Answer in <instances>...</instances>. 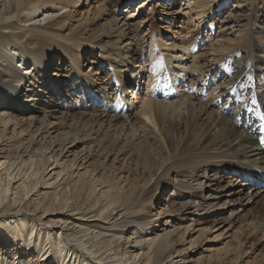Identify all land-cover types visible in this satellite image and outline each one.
<instances>
[{
  "label": "bare ground",
  "instance_id": "bare-ground-1",
  "mask_svg": "<svg viewBox=\"0 0 264 264\" xmlns=\"http://www.w3.org/2000/svg\"><path fill=\"white\" fill-rule=\"evenodd\" d=\"M116 1L121 0H12L0 19V213L14 215L8 218L10 220L0 219V240L6 244L13 242L8 246L12 248L9 252L13 258L29 251L20 247L27 245L29 249L32 239L36 241L37 225L30 223V217L23 214V207L16 206V199L12 200L8 193L20 191L24 198L43 185V194L50 201L67 197L65 216L59 221L68 227L67 237L72 243L86 251L97 264H116L105 262L100 249L93 250L96 240L108 237L103 221L113 219L115 212L121 219L117 231L131 225H135L136 231L155 228L160 231L148 234L144 240H138V236L133 242L139 247L147 246V258L142 261L140 257V264H175L174 238L181 229L176 223H182L186 211L194 205L193 200L200 199L202 208L196 211L202 214L196 217L194 213L195 226H186L183 230L182 242L189 247L179 256L182 264H200L203 258L195 259L197 252H193V247L199 242L210 245L209 236L215 235V230L221 226L220 222L203 226V222L222 213L226 215L222 222L225 226L215 241L231 232L239 247L235 259L243 257L246 264H256L259 256L254 255L264 249V239L257 238L263 233L264 224L259 228L255 221L259 215L258 205H264V144L257 145L264 143V131L253 124L260 119L252 109V99L256 100L258 93H247L250 95L247 96L250 97L248 107L239 105V98H235V90L244 85V91L252 74L241 64L231 66L232 57L227 58L231 50L225 49L231 38L226 37L225 31L221 32V44L213 48H209L211 44L206 41L209 38L201 39L200 27L205 18H211L215 7L220 10V3L217 0H124L129 5L128 12L131 8L134 10L130 17L139 16L141 22L133 20L124 24L123 27L130 26L136 32L133 36L124 35L130 45L137 38L140 43L122 52L105 46L101 40L65 36L53 24L34 27L19 24L23 12H35L47 4L68 8L83 3L82 7L89 8L94 2L97 11L102 12ZM193 22L197 23L196 30L191 29ZM54 47L72 62L77 60L79 53L75 49L79 48L87 49L94 60L97 55L106 58L115 74L113 82L128 98L110 101L106 98L109 84L94 87L95 82L74 63L81 80V93L91 94L93 101L102 100L103 109L93 110L84 97L80 98L71 88L75 74L63 81L64 85L51 74L57 60ZM165 49H168L167 55L163 54ZM13 50L22 58L23 66L30 62L32 69L17 68L9 55ZM145 52L148 53L146 61L142 58ZM261 63L264 64V59ZM119 68L124 69L121 78L116 72ZM207 68L211 74H206ZM128 75L132 82L129 92L124 77ZM202 75L206 80H200ZM192 79L200 85L202 82V86L218 84L212 89L214 97L198 98L199 93L190 92L189 87L190 95L184 98L178 83L190 81L192 86ZM141 85H145L142 90L138 89ZM216 91L222 93L216 96ZM130 94L132 98L127 96ZM181 97L192 112L186 150L194 147L187 159L178 161L173 159V143L168 136L171 126L167 110L175 107ZM138 103L140 107L135 105ZM153 112L157 116L153 117ZM243 121L246 126L240 131L238 128ZM171 124L178 131L182 129L180 123ZM205 134L207 137L202 138ZM218 150H227L220 160L210 155ZM34 160L40 162L34 171L35 180L30 184L23 181L13 188L22 173V164ZM48 164L55 167L51 172L55 170L57 179L62 175L63 181L58 186L51 183L54 178L45 179ZM27 167L23 169L25 174L31 165ZM16 170L21 173L13 174ZM195 170L197 173L193 175ZM208 172L214 173L207 175ZM188 176L200 181L185 192L176 181ZM171 178L172 183L167 185L165 180L171 181ZM98 187L104 190L97 198ZM197 192L210 195L198 198L192 194ZM166 193L171 195L155 200ZM69 195L75 197L74 204H68ZM224 198L229 200L219 206ZM177 199L184 201L177 203ZM156 205V214L152 218L145 217L146 211ZM245 232H250L248 242L243 240ZM115 237L116 234L112 236ZM56 240L55 245L63 246L65 240L61 233ZM42 250L38 248L40 254ZM203 251L208 254V263L237 264L226 257L214 259L210 249ZM48 253L46 250L42 258L46 259ZM50 257L57 260L52 252ZM259 264H264V260Z\"/></svg>",
  "mask_w": 264,
  "mask_h": 264
},
{
  "label": "rangeland",
  "instance_id": "rangeland-1",
  "mask_svg": "<svg viewBox=\"0 0 264 264\" xmlns=\"http://www.w3.org/2000/svg\"><path fill=\"white\" fill-rule=\"evenodd\" d=\"M211 1V0H210ZM218 3H220V10H218V7L214 8L213 14L211 15V18H215L212 20L211 18H205V22L200 27L201 33L200 36L201 39L209 38V40L206 39V41H209L211 46L209 48L217 47L221 44L220 37L223 33L226 32L227 36L231 38L230 44L227 45L225 48L227 51L231 50L229 52L228 57H232L231 66H239L240 64L242 67H244L246 70H249V72L252 74V80L248 81V83H244L246 85V89L243 91V86L237 88L235 90L236 96L235 98H239V105L243 107L249 106V98L247 96V93L249 92H255L258 93V97H256V100H253L254 106H252L253 113L256 115L257 121L253 122V124H258L259 131H264V64L261 63L264 59V0H217ZM12 0H0V19L3 17L6 8L12 4ZM43 9H39L35 12L33 11H25L23 12V16L20 19V25L26 26V27H34V26H44L45 24H53L54 28L59 30L63 35L65 36H80L84 39H94L95 42L101 40L102 42H105V46L107 47H113L119 51H123V49L132 47L136 48V46L140 43V41L137 40L133 45H130V41H128L129 36H133L136 32H134V28L130 26L123 27L125 23H132L133 20H135L134 23H140L141 18L139 16H136L134 18H131L132 12L134 10L131 8L128 12V3L124 2V0L116 1L111 6H106L102 12L97 11V7L95 3L93 2L89 8L82 7V5H75L68 8H63L59 4H47ZM215 4H213L214 7ZM24 19H29L28 21H25ZM131 25V24H130ZM197 23L193 22L191 29L196 30ZM212 26V27H211ZM130 27V28H129ZM220 28V29H219ZM221 30V31H219ZM233 32V33H232ZM138 33V32H137ZM125 34H129L126 37ZM206 42H203L204 44ZM150 44V42H148ZM201 44V45H202ZM72 47V46H70ZM74 48H77L74 46ZM58 47H54L53 52L57 55L56 65H54L51 69V74L54 76V78H57L60 80L62 85H64L65 80L68 77H72L73 74H75L73 78V83L71 88H73L75 94L80 96V98H83L87 101V105L91 107L95 111H99L103 109V104L100 103L102 100L96 101V99L93 101V96L91 94H82L80 89V83L81 80L79 79V72L77 71L74 63L78 64L80 71H82L87 77L92 79L95 82V86L102 87L104 84H109L108 93L106 94V98L110 101H116L119 100L120 97H124L127 99L128 97H125L123 91H121L115 82H113L114 75L113 72H111V66L108 65V62L106 58H104L101 55H97V58L94 60L91 56V54L87 51V49H75L77 50L78 58L75 60V62H72L71 58L67 55L62 54V52L59 50ZM148 50V49H147ZM165 55H167L168 49L163 50ZM58 52V53H57ZM125 52V51H124ZM187 53V52H186ZM199 52L198 54H200ZM231 54V55H230ZM13 57L15 66L19 68L22 71H25L26 68L32 69V64L30 62L26 63V66H23V60L20 58L17 52L14 50L11 51L9 54ZM60 56V57H59ZM132 56V55H131ZM148 56V53H143V60L146 61ZM60 58V59H59ZM92 59V60H91ZM53 60V59H52ZM224 61V59H222ZM221 60V62H222ZM228 62V61H227ZM57 63L59 65L57 66ZM53 65V63H52ZM208 66V65H207ZM30 69V70H31ZM173 70V69H171ZM170 70V71H171ZM207 73L209 74L211 71L209 68L206 69ZM116 72H119L118 77L121 78L124 75V69L119 68ZM176 72V71H172ZM167 72L164 73V75ZM211 74V73H210ZM125 79V87L127 88V92L131 91L132 82H130L131 78L129 75ZM123 77V78H124ZM166 78V77H164ZM206 80V77L200 78V80ZM187 80V79H186ZM193 80V84L191 86L190 81L187 83H178V88L182 89L184 92L181 91L182 95L188 96V94L191 92V90H195L199 94L196 95V97L201 98L204 95V100L207 98H213L214 95L212 94V89L215 88V84L209 83L208 86L204 85L202 86L200 83L196 82L195 79ZM64 81V82H63ZM142 81V80H141ZM178 82V80H177ZM144 81L142 82V84ZM84 84V82H83ZM145 84V83H144ZM188 85V86H187ZM195 85V88L193 87ZM218 86V84H217ZM216 86V87H217ZM190 87V92H189ZM145 88V85H141V87H138V89ZM194 88V89H193ZM210 89V90H209ZM155 90V89H154ZM189 92V93H188ZM218 94H221L222 92L216 91ZM215 92V93H216ZM145 94V93H144ZM212 94V95H211ZM85 95V96H84ZM131 95V96H130ZM127 95L130 98H132V94ZM153 95V94H152ZM190 95V94H189ZM203 95V96H202ZM184 98H186L184 96ZM247 98V99H246ZM181 100L176 101L175 107L170 108L167 110V117L170 121L171 126L169 128V137L173 143V159H177L178 161L187 159V155L189 153L191 154V150H186V144L188 139V134L191 127V120L190 116L192 112L190 111L187 104L183 103L182 97L178 98ZM202 99V98H201ZM93 101V102H92ZM136 100H134L135 102ZM137 107H140L141 104H135ZM157 116L156 112H153V117ZM175 123H180L182 129L180 131L176 130L174 126H172ZM151 123V122H150ZM152 124V123H151ZM246 122L243 121L240 126L239 130L242 131L245 129ZM204 134L201 133V136ZM207 134H205L202 138H206ZM264 143L261 141L259 142V146L263 145ZM205 145V144H204ZM210 149V148H209ZM207 149L208 153H210V150ZM223 152H227V150H218L211 152V156L213 158H216L217 160H220L223 155ZM187 161V160H186ZM185 161V162H186ZM182 162L181 164H183ZM43 164V162H41ZM50 164V163H49ZM47 165V172L45 174V179H52L51 183L53 182V186H58L62 183V175L60 178L57 179L55 177V170L51 172V170L55 167H50V165ZM28 165H31V169L28 170L27 174L23 172V169H27ZM40 165V162L38 161H28L26 165L23 166L21 171L16 170L13 174H20V177L16 179L17 183L13 186V188H16L18 185H20L23 181L25 184H30V182L35 180L36 172L35 169ZM58 172V171H57ZM197 173V170L193 171L192 174L195 175ZM214 172H208L207 175H211ZM216 173V172H215ZM23 179L21 181V178ZM176 177L173 178L175 180ZM204 180V179H203ZM197 181H200L199 179L188 176L186 178H177L176 185L182 187L183 191H187L186 188L193 187ZM202 181V180H201ZM205 181V180H204ZM167 185L172 183L170 179L165 180ZM53 186L49 187L52 188ZM43 185H39L37 191L33 192L29 196H25L22 198V194L20 191L15 192L10 191L8 193L9 197L11 196L12 200L16 199V206L23 207V214L27 217H30V223H35L37 225L38 234L36 241L34 238L31 241V247L28 249V246H21L20 249H27L29 250L27 253L24 252L23 254H18L17 257H12L10 255V249L8 246H11L13 242H10L9 244L2 240H0V261H2L3 264L6 262L8 264H97L96 260L93 259L86 251H82V248L80 246L75 245L72 243V241L67 237L68 234V227L63 222H60L59 219L62 216H65L64 213L66 211V198L67 197H60L56 199H47L42 190ZM101 187H98L95 195L98 198L102 191ZM18 193V194H17ZM12 194V195H11ZM15 194V195H14ZM198 198H200L203 194H206L205 196H209V193H192ZM170 194H167L165 196L159 195L156 197L155 200H159L160 197L164 198ZM68 204H74L75 197H71L69 195ZM189 200V199H188ZM193 200V199H192ZM229 199L224 198L219 206H222V204ZM184 199H177V203H182ZM194 205H192V208L186 211L185 215H187L183 221L177 222L176 226L178 228H181L180 231H178L177 236L174 238L175 242L173 244L174 253L175 255V264H182V258L179 256L181 253H183L184 250H186L189 246L188 243L182 242V234L183 230L186 226L193 225L195 226V222L193 219H196L194 213L197 215L196 217H199L202 213L198 212L196 210L201 209V200L195 199ZM186 203V202H185ZM264 205L259 204L258 205V211L259 215L256 216L255 221L257 222V226L259 228H262V224H264ZM222 208H220L221 210ZM158 210V206L156 205L150 210L146 211L145 217L154 216ZM227 212L228 209H226ZM47 212L44 217H42L43 213ZM115 212L113 219L111 220H104L103 221V227L108 228V230H105L104 233L108 235L105 239L96 240L94 242L95 247L94 249H100V254H103V257L106 258L105 262H116V264H140L141 261H139L140 257L143 261L147 258V246L142 245L139 247L137 244H134L133 242L137 240V237L139 236L138 240H144V238L150 234L159 232L158 229H153L151 231L148 230H142L136 231L135 225H131L130 227H127L126 229H122L120 231H117L119 226L118 222H120L119 214H116ZM222 213V212H221ZM220 214V213H219ZM244 213H241V215ZM261 215V216H260ZM13 214H1L0 213V219H8L10 217H13ZM173 217V215H171ZM171 217V218H172ZM226 217L224 213L221 215H215L209 220H206L203 222V226L206 225H212L217 224L220 222V227L215 230V235L209 236L211 238L209 243L210 245H205L206 242H199L198 245H196L195 250L193 252H197L195 254V259L203 258V260L200 262V264H218L217 262L208 263V254L204 252L203 250H211L213 254V258H219V257H226L229 260H234L233 263L237 264H246V260H244L243 257H239V259H235V251L238 252V242L232 238V233L225 235L220 240L215 241L216 235L220 233V230L225 226L223 222V218ZM170 217H168V220ZM222 218V219H221ZM10 220V219H8ZM202 223V222H201ZM264 226V225H263ZM93 230V228H92ZM162 230V229H161ZM97 231V230H96ZM95 231V232H96ZM107 231V232H106ZM59 233L62 234V237L64 238V244L61 247H58L55 245L57 243V238L59 237ZM250 232H245L243 240L244 241H250L251 238H249ZM264 233V231H263ZM258 234L257 238H260L261 240L264 239V234ZM40 234V237L38 238V235ZM116 234L117 237L112 238V236ZM151 237V236H150ZM49 238V239H48ZM130 238V239H129ZM253 239V238H252ZM189 240V238H188ZM22 245V242L20 243ZM28 244V243H27ZM57 246V247H56ZM19 247V246H17ZM63 247V249H62ZM38 248L43 249L41 254L38 251ZM81 248V249H80ZM264 248V247H263ZM71 249V250H70ZM203 249V250H201ZM49 250L48 257L46 259L42 258L43 253ZM200 250V251H199ZM3 251V252H2ZM56 254L57 260L53 259V257H50V253ZM231 252L234 254L231 255ZM58 253V254H57ZM74 253V255L71 258V254ZM139 253V254H138ZM75 254L77 257L75 258ZM138 254V257L135 259V255ZM144 254V256H142ZM264 249L261 252H257L254 256H259L258 260L255 261L256 264H259L261 260H264ZM30 255V256H29ZM59 255V256H58ZM13 258V259H12ZM51 258L48 262V260ZM44 260V261H43ZM113 260V261H112ZM191 264V263H190Z\"/></svg>",
  "mask_w": 264,
  "mask_h": 264
}]
</instances>
